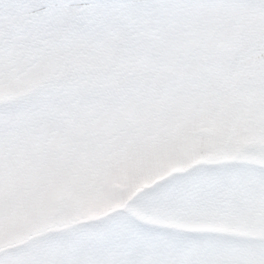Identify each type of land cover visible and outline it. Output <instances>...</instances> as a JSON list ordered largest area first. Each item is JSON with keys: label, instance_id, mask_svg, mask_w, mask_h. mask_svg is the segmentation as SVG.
Returning <instances> with one entry per match:
<instances>
[{"label": "snow or ice", "instance_id": "obj_1", "mask_svg": "<svg viewBox=\"0 0 264 264\" xmlns=\"http://www.w3.org/2000/svg\"><path fill=\"white\" fill-rule=\"evenodd\" d=\"M0 264H264V0H0Z\"/></svg>", "mask_w": 264, "mask_h": 264}]
</instances>
